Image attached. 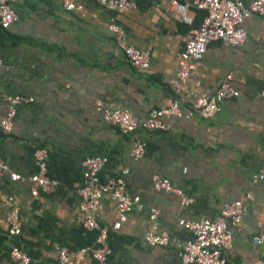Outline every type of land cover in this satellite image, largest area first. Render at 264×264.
<instances>
[{
    "label": "crops",
    "instance_id": "obj_1",
    "mask_svg": "<svg viewBox=\"0 0 264 264\" xmlns=\"http://www.w3.org/2000/svg\"><path fill=\"white\" fill-rule=\"evenodd\" d=\"M73 1L83 6V16L63 9L60 0H18L11 5L17 19L0 27V120L6 95L33 99L16 105L8 133L0 130V160L20 177L0 175V192L13 196L19 207V233L13 235L5 221L7 207L0 203V264H15L8 258L12 247L26 253L31 264H57L54 245L96 247L102 226L110 250L102 264H178L173 243L188 236L178 220L213 218L223 202L246 192L253 199L232 227L231 244L222 256L252 264L260 246L249 236L264 235V178L253 180L264 162V99L257 96L264 88V17L243 20L246 38L238 47L211 42L176 93V59L188 27L165 3L135 0L134 9L115 11L99 0ZM111 20L123 29L121 41L106 29ZM122 44L147 51V69H134ZM226 74L238 95L223 100L212 118H199L190 108L194 97L212 92ZM169 97L179 99L182 116L165 118L168 131L137 129L122 135L93 106L100 99L143 119ZM132 139L144 143L137 160L128 154ZM36 148L45 149V174L56 185L49 193L32 195L26 178L37 171L32 157ZM87 156L106 158L97 182L119 177L128 193L138 195L139 206L124 219L116 217L104 195L95 212L98 227L83 226L77 190ZM153 174L176 184L190 203L183 206L176 194L154 190ZM151 207L158 210L159 231L172 244L158 247L143 241ZM82 264L101 263L87 257Z\"/></svg>",
    "mask_w": 264,
    "mask_h": 264
},
{
    "label": "built area",
    "instance_id": "obj_2",
    "mask_svg": "<svg viewBox=\"0 0 264 264\" xmlns=\"http://www.w3.org/2000/svg\"><path fill=\"white\" fill-rule=\"evenodd\" d=\"M18 0H0V27L8 28L16 19L17 13L11 6ZM63 9L73 11L81 16L83 6L73 0H60ZM155 3H165L175 18L189 26L186 40L182 50L176 59V73L174 90L179 93L183 84L194 69L195 64L202 58L207 46L218 41L223 46L238 47L246 38L242 27L243 20L249 15L264 17V0H153ZM99 3L110 10H130L136 7L135 0H99ZM195 10L202 11L203 15L198 25L193 26ZM95 17V14H91ZM106 29L112 37L121 41L123 29L113 20L106 23ZM122 53L128 63L137 70L147 69L149 54L130 44H122ZM1 63V58H0ZM231 75L226 74L212 92L197 94L192 103L191 110L201 119L212 118L220 109L223 100L234 98L238 90L230 83ZM257 96L264 99V88L258 91ZM6 111L0 120V130L8 133L13 124L15 107L20 103H28L33 99L23 94H8L4 97ZM94 109L99 112L101 119L112 126L118 133L127 135L137 129L149 131H168L170 124L165 121L167 117H181L182 108L179 99L169 97L164 105L149 111L143 119H137L131 111L123 107H109L100 99L93 102ZM144 153V143L139 139H132L129 147V157L133 160L140 159ZM37 171L26 179L29 184V192L32 195L49 193L53 191L56 182L45 174L46 151L36 148L32 154ZM106 161L102 156H87L82 162L83 183L77 190L79 196V210L84 214L83 226L85 228L98 227L95 220V212L100 199L107 195L113 204V211L117 218L124 219L135 207L139 206L138 195L128 193L123 180L119 177H108L99 183L96 173L103 167ZM6 174L11 180L20 177L9 170L6 163L0 160V175ZM264 178V162L259 166L253 176L254 181ZM152 188L156 191L174 193L179 197L180 204L185 206L191 198L187 196L176 184L157 174L151 176ZM253 199L250 192L222 203L215 217L200 216L195 219H179V225L188 233V236L173 243L176 248L178 264H237L226 260L222 256V250L231 244L233 228L241 221L246 211V202ZM0 203L7 207L5 221L8 232L16 235L19 233V207L13 196L0 192ZM158 210L151 207L148 210V224L143 233V241L149 246L164 247L172 244L170 237L158 229ZM99 228L97 238L98 246H82L75 249H66L54 245L53 252L57 264H82L87 257L97 263H104L110 250L104 242L106 229ZM249 241L260 246V255L252 264H264V235L255 234L249 236ZM8 258L15 264H31L30 257L12 247L8 252Z\"/></svg>",
    "mask_w": 264,
    "mask_h": 264
},
{
    "label": "trees",
    "instance_id": "obj_3",
    "mask_svg": "<svg viewBox=\"0 0 264 264\" xmlns=\"http://www.w3.org/2000/svg\"><path fill=\"white\" fill-rule=\"evenodd\" d=\"M203 13L200 10H195V15H194V19H193V26H196L199 24V22L201 21V17H202ZM187 26V25H186ZM189 29V26H187Z\"/></svg>",
    "mask_w": 264,
    "mask_h": 264
}]
</instances>
